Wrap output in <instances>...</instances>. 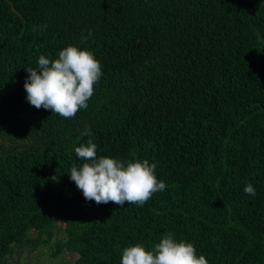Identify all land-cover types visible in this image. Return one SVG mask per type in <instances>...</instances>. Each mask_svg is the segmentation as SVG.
<instances>
[{"label": "trees", "instance_id": "obj_1", "mask_svg": "<svg viewBox=\"0 0 264 264\" xmlns=\"http://www.w3.org/2000/svg\"><path fill=\"white\" fill-rule=\"evenodd\" d=\"M69 45L103 76L65 119L24 84ZM89 139L166 189L87 201L70 169ZM168 232L209 264H264V0H0V264H120Z\"/></svg>", "mask_w": 264, "mask_h": 264}, {"label": "clouds", "instance_id": "obj_2", "mask_svg": "<svg viewBox=\"0 0 264 264\" xmlns=\"http://www.w3.org/2000/svg\"><path fill=\"white\" fill-rule=\"evenodd\" d=\"M92 35V30H88L87 36H81V42ZM27 71L24 88L30 105L50 109L65 119L74 118L81 109H87L95 85L103 76L101 62L94 53L74 45L60 50L54 61L41 55L38 67L27 68ZM81 135H91V128L86 126ZM97 148L91 139L76 147L75 153L84 163L70 169L71 180L87 201L94 200L97 205L113 202L120 207L125 203L142 207L155 193L166 189V183L157 179V163L147 159L124 161L97 157ZM51 179L58 180L56 176ZM244 192L252 197L256 195L251 183L246 184ZM120 264H209V261L204 255H197L192 243L178 241L168 232L150 250L142 243L124 248Z\"/></svg>", "mask_w": 264, "mask_h": 264}, {"label": "rangeland", "instance_id": "obj_3", "mask_svg": "<svg viewBox=\"0 0 264 264\" xmlns=\"http://www.w3.org/2000/svg\"><path fill=\"white\" fill-rule=\"evenodd\" d=\"M52 260H53V261H56V259H48V258H46V259H45V262L48 263L49 261H52ZM42 262H44V260H42Z\"/></svg>", "mask_w": 264, "mask_h": 264}]
</instances>
